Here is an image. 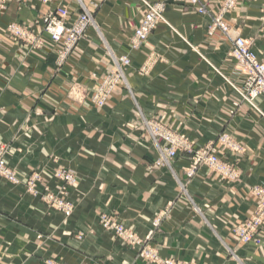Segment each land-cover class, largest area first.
<instances>
[{
    "label": "crops",
    "instance_id": "crops-1",
    "mask_svg": "<svg viewBox=\"0 0 264 264\" xmlns=\"http://www.w3.org/2000/svg\"><path fill=\"white\" fill-rule=\"evenodd\" d=\"M80 1L94 25L62 70H56L49 44L44 50L26 46L8 27L24 26L48 41L39 18L66 5L74 20L78 0L12 1L0 11V146L10 148L8 165L22 175L41 173L51 190L58 187L52 178L56 169L71 170L80 179L70 194L76 209L69 220L48 211L24 188L0 182V264H42L49 256L65 264H147L103 233L102 213L116 214L141 239L153 233L151 245L163 258L264 264V241L239 245L231 233L256 209L251 188L264 185V119L233 88L241 85L230 55L233 42L220 31L209 33L223 0H201L208 15L186 0H149L165 4L167 24L139 50H131V40L144 16L142 4ZM263 9L264 0H243L225 17L259 57L264 56ZM125 55L131 59L125 71L131 92L120 84L98 108L91 96L113 70V58ZM145 120L186 136L193 150L226 133L238 151L223 150L220 156L240 179L225 182L202 168L187 187L202 211L196 215L180 192L191 154L179 152L172 169L155 168L160 151ZM171 203L168 217L155 228L154 220ZM230 249L240 262L228 257Z\"/></svg>",
    "mask_w": 264,
    "mask_h": 264
},
{
    "label": "built area",
    "instance_id": "built-area-1",
    "mask_svg": "<svg viewBox=\"0 0 264 264\" xmlns=\"http://www.w3.org/2000/svg\"><path fill=\"white\" fill-rule=\"evenodd\" d=\"M11 1L13 0H0V4L2 5L1 8L6 10L7 4ZM34 1L45 4L51 0ZM135 1L142 4L145 12L131 40V50H139L149 40L150 36L160 24H167L165 17L166 7L164 3H152L149 0ZM186 1L196 9L199 14H210L208 7L201 0ZM242 1L243 0H223L218 13L213 16V23L209 33L213 35L215 32L220 31L233 42V49L230 55L237 62L236 69L241 77V85L238 87L233 85V88L240 98L247 102L264 119V109L260 107V103H264V56L259 57L256 55L252 51L249 42L240 35L232 32L225 21V17L231 14L239 2ZM78 5V14L74 20H71V11L66 5L59 6L55 10L39 18L48 41L42 39L37 40V38L30 35L23 26L20 27L12 24L9 26V30L18 40L23 41L25 45H38L37 47L39 49H44L45 44H49L50 48L48 51L55 56L56 66L60 69L69 60L82 39L85 38L87 31L94 25L92 14L82 5L80 0H78ZM39 21L37 20L36 22L39 23ZM113 63V70L94 92L92 100L98 108H102L107 104L114 90L120 84H123L130 90L125 72L131 66L130 57L127 55L119 58L114 57ZM144 125L160 151L161 158L158 161L159 165L163 166L168 163V158L174 157L177 151L183 149L196 158L194 167L190 170V177L194 175L198 167L203 165L216 169L219 172H226L227 174L231 172V169L221 164L219 159L221 147H227L232 150L238 149L237 143H234L228 135H222L216 143H210L198 150H193L192 144L186 136L176 135L166 130L165 126L160 122L145 120ZM159 140L165 142L164 148L160 147ZM260 211L261 216L256 219V222L264 219V201L263 205L260 207ZM239 233L244 236L245 230L239 229Z\"/></svg>",
    "mask_w": 264,
    "mask_h": 264
},
{
    "label": "rangeland",
    "instance_id": "rangeland-1",
    "mask_svg": "<svg viewBox=\"0 0 264 264\" xmlns=\"http://www.w3.org/2000/svg\"><path fill=\"white\" fill-rule=\"evenodd\" d=\"M13 1H18V0H13ZM18 2H21V1H18ZM8 4H7V7H8ZM1 7L2 5L0 4V11L7 10V8L6 10H3ZM14 25L22 27L21 25H18V24H14ZM27 32H29V30H27ZM13 36L16 38L15 35ZM33 37L36 38V36H33ZM39 39L40 38H38L37 40ZM37 46L38 45L33 46V48L37 50L45 49V48L39 49ZM55 67H56V70H62L63 68V67L60 69L57 68L56 62H55ZM93 96H94V93L91 96V98H93ZM84 100L86 101V98H84ZM166 130H169L172 133H175L176 135H182V134L176 133L173 130H170L169 128H166ZM222 135H227V134L222 133L217 138V140L212 143L218 142ZM164 143L165 142H163V144ZM164 147H165V144H164ZM223 150L227 152L232 149H229L227 147H221V150L219 151V159L221 161V164L231 169V172H229L228 174L226 172L225 173L219 172L216 169L210 168L208 166L206 167L203 165V166L198 167L194 175L190 177L189 175L190 170L193 169L196 158L191 153L184 151L183 149L177 151V154L174 157L168 158L167 160L168 163L164 164L163 166L158 164V161L161 158V156H159V158L154 162V167L172 169V161L176 160L179 152H186L188 154H191L190 165L184 170L186 181L180 182V186H181L180 192H182V194L185 193L188 196L187 187L190 184V182H192L195 179V177L198 175V173L200 172L202 168L209 169L217 178H220L221 180L225 182L234 183L240 179L239 172L231 164L221 159L220 152ZM235 150L238 151V149H235ZM9 152H10L9 146H0V182L5 183L6 185L11 186L12 188H20V187L24 188L26 194L34 198L40 197V200L47 206L48 211L55 212V213H61L64 215L66 220H69L73 216L75 209H76V204H74V202L70 198V194L72 190L78 185L79 180H80L78 179L76 173L71 170L65 169V168H59V169L54 170V173H52V178H54L55 181H57L58 187L55 190H51L50 187L48 186V183L43 180V177H42L43 175L41 173L31 172L29 174L22 175V174H18L12 168H10L6 160V156L8 155ZM250 192H251V195L257 200L256 209L251 216H249L248 218L244 219L241 223L234 226L231 230V233H232V237L234 241H236L239 245L260 246L262 245L264 241L262 237V233L264 231V219L258 220L257 222H256V219L259 216H261L260 207L261 205H263V201H264V185H255L251 188ZM190 202H191V207L194 210V213L196 215L201 216L202 211L200 207H198L194 203V199H190ZM172 207H173V203H171L164 210V212L162 213L160 217L154 220L155 228H158L162 225L164 219L168 217ZM98 224L102 228V231L104 234L110 235L113 239L119 242H122L125 246L128 247L129 250L136 252L135 254H136L137 259L144 261L147 264H194L192 262H187V261L175 258V257H168V258L161 257L159 254V250L151 245V242L154 239L153 233L150 234L145 240L141 239L137 235V233L134 230H132L127 224L122 222L116 214L115 215L106 214V213L100 214L98 218ZM239 229L245 230L244 236H242L239 233ZM76 240L79 242H83L84 236L78 235L76 236ZM228 257L238 262L241 261V258L239 257V255L235 253L234 251H232L231 249L228 252ZM42 260H43L42 264H65L54 256L42 258Z\"/></svg>",
    "mask_w": 264,
    "mask_h": 264
}]
</instances>
